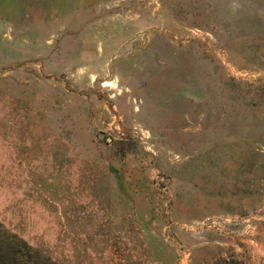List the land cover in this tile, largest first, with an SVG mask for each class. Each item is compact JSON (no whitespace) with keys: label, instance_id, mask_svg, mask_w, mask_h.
<instances>
[{"label":"rangeland","instance_id":"374dc122","mask_svg":"<svg viewBox=\"0 0 264 264\" xmlns=\"http://www.w3.org/2000/svg\"><path fill=\"white\" fill-rule=\"evenodd\" d=\"M0 262L264 264V0H0Z\"/></svg>","mask_w":264,"mask_h":264},{"label":"trees","instance_id":"16d2710c","mask_svg":"<svg viewBox=\"0 0 264 264\" xmlns=\"http://www.w3.org/2000/svg\"><path fill=\"white\" fill-rule=\"evenodd\" d=\"M16 261V259H14V262ZM0 263H2V262H0ZM3 264V263H2ZM4 264H13L12 262H10V263H4ZM27 264H30V263H27ZM32 264H38V263H32Z\"/></svg>","mask_w":264,"mask_h":264}]
</instances>
